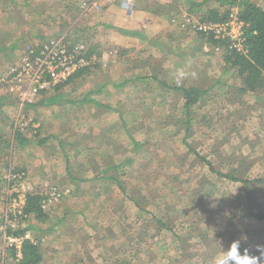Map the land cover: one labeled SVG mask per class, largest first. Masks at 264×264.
<instances>
[{"label":"rangeland","instance_id":"1","mask_svg":"<svg viewBox=\"0 0 264 264\" xmlns=\"http://www.w3.org/2000/svg\"><path fill=\"white\" fill-rule=\"evenodd\" d=\"M23 4L24 0H19L12 13H26ZM220 6L222 16L229 5ZM45 9L53 13L51 17L57 15L54 8ZM4 12L7 9L0 6V34L7 29ZM177 27L189 37L188 49H195L197 54L185 67H175L180 70L179 77L168 81L170 86L149 84L148 76L139 79L142 84L119 83L98 92L99 88H90V80L98 78L96 74L82 75L59 90L35 98L34 103L40 97L63 94L74 102L60 107L58 114L49 109L23 108L0 86V113L9 122L0 116V149L14 140L15 131L21 133L16 128L18 118L41 121L42 132L52 139L38 147L34 157L54 155L60 166L56 175H61L48 180L52 185L43 191L56 189L61 193L45 207V211L50 209L45 219L28 218L21 207L23 190L14 189L15 178L24 174L31 184L33 173L19 162L22 156H17L15 149H2L0 264H13L17 259L7 238L25 229L31 239L44 241L39 246V264H217L228 245L241 236L247 238L242 244L251 255H260L256 246L264 245V219L260 221L252 214L264 217V190L251 188L254 193L245 195L239 191V184L211 173L200 158L210 161L220 175L231 172L244 176L241 172L249 168V179L264 177V90L240 94L239 80L224 66L223 44L217 41V46H210L207 36ZM53 37L24 41L18 46L23 45L20 53L14 48L17 41L11 47V40L1 38L5 45L0 46V77L27 46L45 44ZM136 58L138 61L129 65H150V57ZM130 70L147 74L142 69ZM179 84H199L206 91L187 112ZM92 89L94 95L89 92ZM96 93H103V103L95 106L96 110L79 103ZM81 181L89 184L79 191L77 183ZM205 194L208 197L202 203ZM231 204L236 208L234 213ZM155 219L173 223L171 227L181 241L168 230L158 233ZM34 226L37 228H29ZM40 228L48 232L39 234ZM220 231L225 235L223 248L213 242ZM156 235L160 236L158 241Z\"/></svg>","mask_w":264,"mask_h":264},{"label":"crops","instance_id":"2","mask_svg":"<svg viewBox=\"0 0 264 264\" xmlns=\"http://www.w3.org/2000/svg\"><path fill=\"white\" fill-rule=\"evenodd\" d=\"M4 1L0 0L2 2L0 6L7 9V12H4L5 19L3 23V25L7 26V29L0 34V41L2 40L1 38L11 40L9 41L12 44L11 47L17 41L14 44V48L17 49L24 41H27V43L28 40L34 42L60 33H68L70 43H87L88 49L101 60V65L92 73H89L90 75L96 74L98 77L90 80L93 82L90 88L97 87L99 92L109 87H117L119 83L124 85L142 84L143 80L138 83L139 79L148 76L150 79L149 84L154 82L161 84V82H164V85L170 86L168 81H173L175 77H179L180 70L175 69V67H185L189 63L190 58L197 54L195 49H188L190 44L189 37L177 31H182L177 27L179 23L185 17L205 21L208 20L210 15L218 14L221 16L219 14L220 5L227 3L229 0H130V9L121 7L120 0H97L100 10L90 12H83L80 9L85 1L90 0H32L31 2L30 0H24L25 4L23 5L27 9L25 10L26 13L21 15H16L17 12L15 14L12 13L13 5H18L19 0H6L8 4ZM251 1L264 9V0ZM45 7L49 10L50 7L54 8L57 11V15L51 17L53 13L48 12ZM47 13L51 17V22L47 19L49 18L46 15ZM43 16L46 18L43 19ZM13 36H16V39L20 41L12 40ZM1 45L5 44L0 43ZM210 46L212 45L210 44ZM22 47L23 45L18 48V53L22 52ZM137 56H140V59L150 57V65H129L138 61ZM139 68L147 74L141 73L137 75L130 70L135 69L138 71L140 70ZM193 70L196 73L204 72L200 69L197 71ZM95 82L96 85H94ZM179 85L186 86L184 84ZM93 90L89 92H93ZM94 93L95 91L92 94L94 95ZM101 94L103 95V93ZM101 94L96 93L95 97L90 98L93 101L85 102V104H90L91 109L96 110L95 106H100L103 103ZM46 97L48 96H45V99ZM43 99L41 97L38 98L34 105L29 107L35 111H39L37 108L40 110L49 109L58 114L59 108L68 104L63 102L61 98V103L53 105L49 104V102H44L45 99ZM7 103L13 106V103L11 104L8 101ZM2 120L8 122L5 116H3ZM33 121L38 124L36 130L27 129L20 131L23 140L27 141L26 144H20L14 138L6 146L7 149L6 147L2 149H15L17 151L15 154L22 156L19 162L22 163L23 167L28 168L34 176L30 179V193L39 192L40 194L47 186L52 185L48 180H53V178H58L61 175H56L59 172L57 167L60 166L56 164L54 155L46 153V155L34 157L35 150L45 143H49L52 138L42 132L44 130L40 127L41 121L36 119ZM3 130L6 132L7 129L4 128ZM54 135L56 136V133ZM2 149H0V156L5 153V150ZM59 162H61L60 159ZM88 182L81 181V184L77 183L79 191L87 188ZM46 211L45 209L43 210L44 215L47 213ZM29 217L31 218L32 216ZM61 219L59 217V220ZM29 228L35 229L37 227ZM41 232H48V229ZM29 233L32 236L34 235V232ZM35 241H39L38 245H43L42 243L44 242L42 238L35 239Z\"/></svg>","mask_w":264,"mask_h":264},{"label":"trees","instance_id":"3","mask_svg":"<svg viewBox=\"0 0 264 264\" xmlns=\"http://www.w3.org/2000/svg\"><path fill=\"white\" fill-rule=\"evenodd\" d=\"M229 7L226 9V11L223 13L222 16H219L218 14L215 15H210L208 17V20L205 21H223L227 19L228 15L231 12V9H236L237 10V16L238 19H240L244 24H245V32H244V52L243 53H236L235 51H228L227 49L224 48V45L221 46L222 50H225L223 54V62L224 66L226 69L232 73V75L236 76L237 79L240 82V85L238 87V92L240 94H247V93H257L258 91H263L264 90V9L256 5L254 2L251 0H229L227 2ZM62 33L54 36L57 37L61 35ZM197 35H204L202 33H196ZM69 39L66 38L65 42L66 44L70 43L68 41ZM207 41L212 45V46H217V41L214 40L212 36L207 35ZM78 44H84L85 49L81 52V57H83L86 61V65L82 66L79 68L75 74L67 80L66 83L61 84V85H55L51 87L48 91L42 93V94H47L50 91H55L61 89L63 86L66 84H69L70 81H75L82 75H88L90 72L96 70L99 65H101V60L99 57H96L97 55H93V52L88 49V45L85 42H76V43H70V45H74V47ZM221 50V51H222ZM94 59V60H93ZM164 86V82H161ZM201 87L199 84L191 86V87H184L180 86L177 88L178 90H181L182 92V100H183V107L187 111H189L191 108H193L195 105H197L201 101V96L206 92L205 90L200 89ZM175 90V89H173ZM92 94V93H91ZM258 94V93H257ZM62 99L63 102L68 103V104H73L74 102L71 101V99H63L64 95H50L46 97L44 102H49V103H55L59 104L61 103ZM93 101L91 99H85L84 97L79 101L81 105L85 102H90ZM83 102V103H82ZM34 103L32 104H26L24 105V108H27L29 106H33ZM15 140H18L20 144H26L27 141L23 140L22 135L15 131L14 134ZM200 160L203 162V164H206L208 170L213 173L217 174V176H222L228 182L233 183V184H239L240 187L238 188L240 192H242L245 195H249L254 193L251 188H257L260 187V189L263 191L264 190V177H255L253 179H249L246 176L247 169L245 168L244 172H241L243 175L235 176V174H231L229 172L226 175H220L219 173H216L214 171L213 166L211 165L210 161H206L203 158H200ZM242 164H247L246 162H242ZM113 168V167H112ZM109 169V168H107ZM110 170V169H109ZM106 171V170H105ZM111 179L112 177H108ZM44 193L41 192L38 193H30L26 195V200L24 202L23 208H24V214L26 217L29 218V216H33V218L36 219H45V215L43 214V210L41 208L42 205V200H43ZM208 197V194H205L201 202L205 203L206 198ZM227 198V195L226 197ZM204 200V201H203ZM226 200V199H225ZM134 206L137 208L136 203H134ZM231 212L234 213V210L236 209L232 204H231ZM252 216L258 220H263L264 217L262 216ZM166 217V216H164ZM11 218V217H10ZM205 218V216H204ZM27 219V218H26ZM156 224L158 226V233H161V230H168L172 234H174V237L178 238L179 242L181 241V237L176 235L171 227L173 223H170L169 221H163V219H155ZM171 221V220H170ZM199 225L202 223V219H198ZM170 225V227H169ZM200 228V226H199ZM27 229L23 231H18L16 233H13V235L19 236L23 235ZM42 232L39 231V234ZM216 234V232H215ZM222 232L220 231V234L217 235L216 239H213V242H218L221 245L225 244L224 242V236L221 235ZM157 238L156 241L160 239L159 235L154 236ZM39 241H31V240H24L22 243L21 247V257L19 259H15L13 264H39L41 261V256H40V249H39ZM202 245H205V247H208L206 243L202 241ZM245 246L241 244V251ZM250 250V249H248ZM251 255L252 253L249 252ZM15 257V256H14Z\"/></svg>","mask_w":264,"mask_h":264},{"label":"built area","instance_id":"4","mask_svg":"<svg viewBox=\"0 0 264 264\" xmlns=\"http://www.w3.org/2000/svg\"><path fill=\"white\" fill-rule=\"evenodd\" d=\"M120 4L125 9L131 8L130 0H120ZM80 8L83 12L100 10L97 0L85 1ZM179 26L182 29L191 30L193 33L212 36L214 40L221 42L228 51L244 52L245 24L238 19L236 9H231L227 19L223 21H199L192 17H185ZM66 38H68V33H62L49 39L45 44L27 46L25 52L20 54L19 59L5 69L3 76L0 77V86L13 95L21 107L24 108V105L34 103L37 96L48 91L51 87L66 83L79 68L86 65L85 59L81 57V52L85 49L84 44L74 47L70 43L66 44ZM218 48L220 47H216L215 50ZM16 128H19V131L36 130L38 124L23 116L18 118ZM26 180L24 174L15 178L14 189L23 190L22 198H20L21 194L19 196L21 201L24 200L23 205L26 195L30 194L31 190V186ZM10 187L13 186L10 185ZM60 195L61 193L56 189L47 191L43 196L42 210L51 204L52 200L60 198ZM23 205H21L22 208ZM18 214L21 215V213ZM26 234L24 236L12 235L7 238L8 247L16 252L17 259L21 257L23 241H34Z\"/></svg>","mask_w":264,"mask_h":264},{"label":"clouds","instance_id":"5","mask_svg":"<svg viewBox=\"0 0 264 264\" xmlns=\"http://www.w3.org/2000/svg\"><path fill=\"white\" fill-rule=\"evenodd\" d=\"M245 236L233 240L225 251L221 254V258L217 264H264V245H257L256 251L259 256L250 255L247 248L241 251V244L246 241ZM223 248V245H221Z\"/></svg>","mask_w":264,"mask_h":264}]
</instances>
